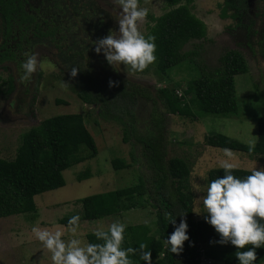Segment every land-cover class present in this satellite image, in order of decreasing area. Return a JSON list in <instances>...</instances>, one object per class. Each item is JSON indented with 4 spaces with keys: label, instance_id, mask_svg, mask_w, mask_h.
I'll return each instance as SVG.
<instances>
[{
    "label": "trees",
    "instance_id": "trees-1",
    "mask_svg": "<svg viewBox=\"0 0 264 264\" xmlns=\"http://www.w3.org/2000/svg\"><path fill=\"white\" fill-rule=\"evenodd\" d=\"M169 6L158 15H148L145 35L155 36L156 65L153 72L161 77L162 72L175 67L186 60L194 51L182 50L190 39L205 36L206 26L202 19L190 11L191 0H164ZM16 0H0V37L5 42H14L17 50L4 48L0 52V66L3 62L13 61L14 67L21 69L24 47H31L40 42L41 37L56 38L52 32H42L40 27ZM233 7L227 15L226 10ZM245 10V0H224L218 11L222 18H237ZM60 22H52V29L58 28ZM154 25V26H153ZM30 34H29V33ZM8 40V41H7ZM58 50L55 64L62 71L78 67L76 77H72L70 86L85 103L93 104L99 116L121 124L124 141H132L140 146V153L132 152V162L123 158L112 159L113 168H125L132 164L144 167L140 170L138 181L129 186L97 192L81 199L80 211L66 214L59 221L68 225V220L79 215L84 219H97L119 212L123 199L132 204L147 203L155 211L156 235L146 222L127 224L123 247L138 248L141 242L148 244L152 264H199L198 245L203 254L211 260H220L222 264H239L236 247L215 243L219 234L204 219H194V194L188 186L189 167L179 156L167 157L166 151V116L169 113L180 115H204L231 117L239 115L234 77L248 72V66L241 53L227 49L218 56V66L211 68L206 64L199 66L197 76L189 79L179 95L177 87H154L147 81L123 76L113 70L105 57L93 50L63 48L56 44ZM18 52V55H17ZM35 53H46L37 48ZM20 53V54H19ZM25 58V57H24ZM26 59V58H25ZM98 61V63L96 62ZM40 74V71H38ZM13 76L8 79L7 91L13 89ZM118 81L117 86L109 87V80ZM0 77V94L3 93ZM187 95H191L187 98ZM145 100L150 103L148 117L145 121L137 116V106ZM57 103L67 104L65 99H56ZM264 110V109H263ZM257 140L255 147L233 137L217 132L205 137V144L213 147L239 151L249 157L264 156V116L257 120ZM84 145L90 152L80 155ZM98 152L96 141L87 128L80 112H64L44 117L22 135V141L12 160L0 158V217L36 211L34 196L40 192L60 187L65 184L63 170L74 163L94 156ZM249 169L238 168L234 175L244 178L250 175ZM222 169L213 168L207 172V185L214 179L222 178ZM88 172L79 175L87 177ZM130 204L129 207L132 205ZM165 212L175 216L176 225L186 212L187 234L189 240L184 242L180 254L171 253L167 239L174 231V225L165 219ZM80 223V222H79ZM88 243H101L93 231L85 233ZM213 241V243H210ZM251 245L240 251H247ZM257 259L254 264H264V247L256 248ZM134 264H145L139 256H132Z\"/></svg>",
    "mask_w": 264,
    "mask_h": 264
},
{
    "label": "rangeland",
    "instance_id": "rangeland-1",
    "mask_svg": "<svg viewBox=\"0 0 264 264\" xmlns=\"http://www.w3.org/2000/svg\"><path fill=\"white\" fill-rule=\"evenodd\" d=\"M110 1L115 8H119L114 0ZM223 4L224 0H191L188 7L205 23V36L188 40L182 50L194 53L175 67L163 71L161 77L153 72L156 62L143 72H132L123 65L119 69L123 76L147 81L154 87H177L182 91L187 81L197 76L200 65L204 63L211 68L218 66L217 58L223 51L234 49L245 58L248 72L234 77L238 116L223 117L198 112L195 115L169 113L166 116L167 157L179 156L189 167L187 183L194 194L196 220L204 219L207 215L203 212L202 203L208 187L207 172L218 168L220 161L226 159L225 149L205 144V137L220 132L251 145L257 140V120L264 116V0H245V10L237 18L221 19L218 11ZM140 7L147 8L148 15H158L169 8L164 0H140ZM233 11V7H229L226 13L229 15ZM149 23L147 16L146 22L140 25L142 33L146 32ZM26 53L30 54L28 51ZM50 55L39 54L41 64L27 83H20L23 69L14 67L13 61L0 66V77L4 81L3 93L0 94V158L14 159L25 132L44 117L64 112H80L83 115L98 152L64 169V185L35 195V212L0 217V264H52L51 254L35 238L32 228H59L65 232L62 239L69 240L72 237L67 232L68 225L60 223L59 219L66 214L79 212L84 196L133 185L138 181L140 170L145 171L144 167L136 164L113 168V158L120 157L132 162L131 153L138 152L139 155L140 146L132 141H124L119 122L99 116L96 106L83 102L77 96L70 86L72 77L69 70L62 71L54 63L58 61L56 53ZM101 56L104 57L103 52ZM24 57L22 62L26 60ZM10 75L14 78L13 89L8 92ZM63 81L68 83L66 89L59 86ZM190 96L187 95V98ZM59 98L68 103H57L56 99ZM149 109L150 103L145 100L137 106V116L142 122L148 117ZM81 147L80 155L89 154L87 147ZM230 151L233 153L232 162L237 163L239 168H264V156L249 157L239 151ZM85 172H88V176L79 179V175ZM130 204V200L123 199L119 212L81 220L77 238L82 243H88L85 233L100 225L106 229L114 221L126 225L146 222L157 235L154 209L145 202L129 207ZM208 260L205 264H222L220 260Z\"/></svg>",
    "mask_w": 264,
    "mask_h": 264
},
{
    "label": "clouds",
    "instance_id": "clouds-1",
    "mask_svg": "<svg viewBox=\"0 0 264 264\" xmlns=\"http://www.w3.org/2000/svg\"><path fill=\"white\" fill-rule=\"evenodd\" d=\"M114 3L119 5L118 31L110 29L108 35L93 41L94 51L97 54L103 52L113 70L119 71L123 65L132 72H143L157 59L155 36L140 31V25L146 22L148 9L140 7V0H114ZM25 56L26 60L21 64L23 74L19 78L20 83L30 82L41 64L39 53H25ZM77 73L78 67H71L70 77H76ZM108 83L109 87H113L119 82L110 79ZM59 86L66 89L68 83L60 82ZM254 147L253 141L249 151ZM224 154L226 159L219 163L224 175L212 180L203 196V212L207 213L204 218L219 234L220 239L215 243L230 242L237 249L235 256L239 264H254L257 259L255 249L264 247V168L253 167L250 175L238 178L234 171L239 165L232 162L233 153L225 149ZM164 215L175 226L166 241L169 251L180 254L184 242L189 240L186 212L177 214L181 216L178 225L170 212ZM79 222V215L69 218L67 232L72 238L67 241L62 239L65 232L59 228H32L35 238L51 254L52 264H134L131 257L136 255L145 264H152L148 244L141 242L138 248L123 247L125 223L114 221L106 229L100 225L93 230V235L101 243H82L77 238ZM248 245L252 247L247 251L239 250Z\"/></svg>",
    "mask_w": 264,
    "mask_h": 264
},
{
    "label": "flooded vegetation",
    "instance_id": "flooded-vegetation-1",
    "mask_svg": "<svg viewBox=\"0 0 264 264\" xmlns=\"http://www.w3.org/2000/svg\"><path fill=\"white\" fill-rule=\"evenodd\" d=\"M16 1L23 5V10L29 16L36 19L40 31L52 32L55 38L59 34L63 35L54 41H51L49 37H41L40 42L32 45L31 51H29V46H25L22 56L27 51L31 54L40 48L48 53L44 54L51 57L50 54L58 50L57 43H60L63 48L93 50L95 48L93 41L108 35L110 29L118 31L119 28V8H115L110 0ZM52 22H60L58 28L52 29L50 26ZM2 44L4 48L11 47L12 50H17L14 42H5V39L0 37V46ZM4 48L0 47V52Z\"/></svg>",
    "mask_w": 264,
    "mask_h": 264
},
{
    "label": "built area",
    "instance_id": "built-area-1",
    "mask_svg": "<svg viewBox=\"0 0 264 264\" xmlns=\"http://www.w3.org/2000/svg\"><path fill=\"white\" fill-rule=\"evenodd\" d=\"M176 91L178 92L179 95L181 94V90H180V89H177ZM198 246H199V247H198V253H199V255H198V260H199V264H205L206 261L208 262L209 260H208V258L205 257V255L203 254V248H202V245L199 244Z\"/></svg>",
    "mask_w": 264,
    "mask_h": 264
},
{
    "label": "crops",
    "instance_id": "crops-1",
    "mask_svg": "<svg viewBox=\"0 0 264 264\" xmlns=\"http://www.w3.org/2000/svg\"><path fill=\"white\" fill-rule=\"evenodd\" d=\"M141 223V222H140Z\"/></svg>",
    "mask_w": 264,
    "mask_h": 264
}]
</instances>
